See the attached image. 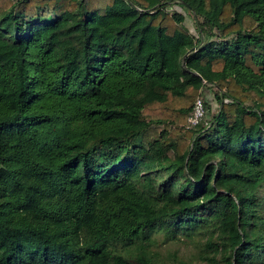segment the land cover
<instances>
[{
    "label": "trees",
    "instance_id": "1",
    "mask_svg": "<svg viewBox=\"0 0 264 264\" xmlns=\"http://www.w3.org/2000/svg\"><path fill=\"white\" fill-rule=\"evenodd\" d=\"M160 233L264 264V0H0V264H167Z\"/></svg>",
    "mask_w": 264,
    "mask_h": 264
},
{
    "label": "rangeland",
    "instance_id": "2",
    "mask_svg": "<svg viewBox=\"0 0 264 264\" xmlns=\"http://www.w3.org/2000/svg\"><path fill=\"white\" fill-rule=\"evenodd\" d=\"M187 24L193 32L195 26L190 15L187 14ZM210 117V115H208ZM161 244L154 245L153 249L159 253L161 260H166L167 264H197L202 260L198 256V250L187 241H168L164 240L163 234L157 235ZM205 262H203L204 264ZM200 264V263H199Z\"/></svg>",
    "mask_w": 264,
    "mask_h": 264
},
{
    "label": "built area",
    "instance_id": "3",
    "mask_svg": "<svg viewBox=\"0 0 264 264\" xmlns=\"http://www.w3.org/2000/svg\"><path fill=\"white\" fill-rule=\"evenodd\" d=\"M205 116H206V111L204 108V101L203 98L200 97L196 102L194 114L190 117L189 120L193 125H196L201 120H203Z\"/></svg>",
    "mask_w": 264,
    "mask_h": 264
}]
</instances>
